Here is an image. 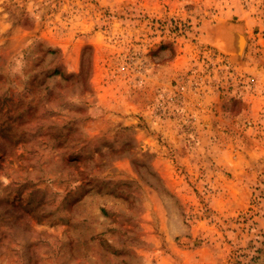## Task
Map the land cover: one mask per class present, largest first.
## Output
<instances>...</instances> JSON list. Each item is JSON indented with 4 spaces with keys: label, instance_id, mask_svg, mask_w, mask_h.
I'll return each instance as SVG.
<instances>
[{
    "label": "rangeland",
    "instance_id": "374dc122",
    "mask_svg": "<svg viewBox=\"0 0 264 264\" xmlns=\"http://www.w3.org/2000/svg\"><path fill=\"white\" fill-rule=\"evenodd\" d=\"M0 264H264V0H0Z\"/></svg>",
    "mask_w": 264,
    "mask_h": 264
},
{
    "label": "bare ground",
    "instance_id": "6f19581e",
    "mask_svg": "<svg viewBox=\"0 0 264 264\" xmlns=\"http://www.w3.org/2000/svg\"><path fill=\"white\" fill-rule=\"evenodd\" d=\"M233 37H234V40H232V43H233V48L235 50L234 51L235 52L234 53L235 54L234 56H235V59H238L239 56L241 55V52H242V48H243V45H244L243 44L244 43V39L242 38L241 34H239V32L238 33H235V36H233ZM224 44H226V43H224ZM225 46H227V45H225ZM228 48H229V46H228Z\"/></svg>",
    "mask_w": 264,
    "mask_h": 264
},
{
    "label": "trees",
    "instance_id": "16d2710c",
    "mask_svg": "<svg viewBox=\"0 0 264 264\" xmlns=\"http://www.w3.org/2000/svg\"><path fill=\"white\" fill-rule=\"evenodd\" d=\"M57 71V69L55 70V72Z\"/></svg>",
    "mask_w": 264,
    "mask_h": 264
}]
</instances>
